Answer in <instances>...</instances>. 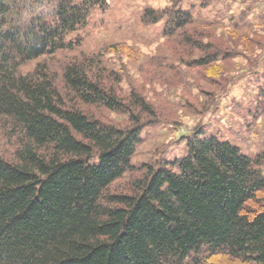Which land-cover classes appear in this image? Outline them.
Instances as JSON below:
<instances>
[{
	"label": "trees",
	"instance_id": "16d2710c",
	"mask_svg": "<svg viewBox=\"0 0 264 264\" xmlns=\"http://www.w3.org/2000/svg\"><path fill=\"white\" fill-rule=\"evenodd\" d=\"M107 3L0 0V264H264V152L198 127L180 156L132 163L155 110L71 38ZM141 22L179 39L186 68L233 53L192 5L148 7Z\"/></svg>",
	"mask_w": 264,
	"mask_h": 264
},
{
	"label": "rangeland",
	"instance_id": "374dc122",
	"mask_svg": "<svg viewBox=\"0 0 264 264\" xmlns=\"http://www.w3.org/2000/svg\"><path fill=\"white\" fill-rule=\"evenodd\" d=\"M175 1L107 0L86 28L71 36L81 37L84 53H103L106 64L120 74L124 95H141L155 110L157 122L142 131L132 163L139 167L180 156L183 137H190L198 127L256 157L264 152V0ZM172 2L182 9L192 5L195 17L213 23L214 28L199 30L213 46L233 52L230 58L205 68H186L179 62L189 56L179 39L166 41L162 22H141L146 8L164 10ZM244 25L249 28L236 27ZM114 45L119 53L110 49ZM160 63L165 67H158ZM100 115L105 122L127 123L114 113Z\"/></svg>",
	"mask_w": 264,
	"mask_h": 264
}]
</instances>
